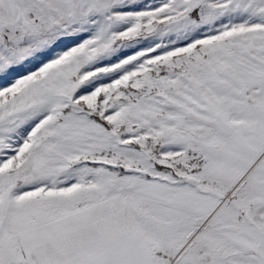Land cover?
Here are the masks:
<instances>
[{
	"label": "snow or ice",
	"instance_id": "snow-or-ice-1",
	"mask_svg": "<svg viewBox=\"0 0 264 264\" xmlns=\"http://www.w3.org/2000/svg\"><path fill=\"white\" fill-rule=\"evenodd\" d=\"M0 264H264V0H0Z\"/></svg>",
	"mask_w": 264,
	"mask_h": 264
}]
</instances>
